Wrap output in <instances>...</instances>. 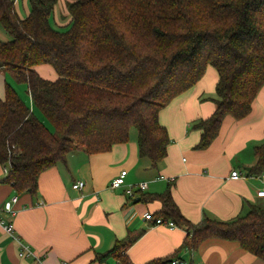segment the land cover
I'll use <instances>...</instances> for the list:
<instances>
[{
    "label": "trees",
    "instance_id": "1",
    "mask_svg": "<svg viewBox=\"0 0 264 264\" xmlns=\"http://www.w3.org/2000/svg\"><path fill=\"white\" fill-rule=\"evenodd\" d=\"M57 2L28 0L22 18L12 0H0V26L11 37L0 41V68L25 85L34 106L5 84L0 164L7 167L3 181L17 194H34L40 174L64 163L69 152L103 153L128 142L131 128L137 130L139 157L156 167L170 142L160 110L197 83L208 66L218 77L215 106L208 118L192 124L200 131L196 150L211 145L224 117H245L264 85V0H70L64 30L50 24ZM42 64L53 68L55 80L36 72ZM254 155L252 170L261 172L264 142ZM173 184L140 199L160 203L153 217L184 229L185 246L195 250L206 239L220 238L264 258V209L251 205L231 220L204 217L193 224L174 203ZM141 234L129 232L95 260L132 264L126 250ZM174 257L144 264H170Z\"/></svg>",
    "mask_w": 264,
    "mask_h": 264
},
{
    "label": "crops",
    "instance_id": "2",
    "mask_svg": "<svg viewBox=\"0 0 264 264\" xmlns=\"http://www.w3.org/2000/svg\"><path fill=\"white\" fill-rule=\"evenodd\" d=\"M25 11L27 15L29 11ZM51 20L57 27L67 25L70 17L66 6L62 4L59 16L54 13L50 17L52 25ZM5 36L0 30V37ZM34 68L44 79L57 78L50 65ZM217 78L215 69L208 66L197 83L160 110L159 123L166 128L170 142L166 156L156 167L139 157L137 142L129 139L113 145L108 152H69L64 163L40 174L34 194H17L3 181L6 174L0 164V208L17 196L10 217L14 237L0 228V264H118L112 258L100 263L95 256L136 231L142 234L126 250L132 264L171 255H175L174 264H264V258L246 252L237 242L220 238L206 239L192 250L184 245L187 233L181 227L154 225L143 219L144 213L160 210V203L141 201V193H161L169 182L174 183V203L193 224L204 217L231 220L247 213L251 205L264 209V197L257 196L264 187V168L261 172L252 170L254 149L264 142V85L245 117H224L211 145L204 150L194 148L200 131L191 127L213 113ZM6 83L34 109L27 90L25 96L22 94L23 84L14 82L0 68V99L4 98ZM123 169L127 171L125 184L112 188V179ZM232 171L239 177L231 178ZM78 181L84 183L83 188L73 189ZM142 182L147 184L144 192L135 187L133 198L126 195L128 185ZM21 244L33 257H19Z\"/></svg>",
    "mask_w": 264,
    "mask_h": 264
},
{
    "label": "built area",
    "instance_id": "3",
    "mask_svg": "<svg viewBox=\"0 0 264 264\" xmlns=\"http://www.w3.org/2000/svg\"><path fill=\"white\" fill-rule=\"evenodd\" d=\"M14 3L17 2V0H12ZM4 174H7V167H4ZM127 171L121 170L119 173L112 179L111 181V187L112 188H119L122 187L125 184V177H126ZM239 177V173L237 171H232L231 178L236 179ZM163 178V177H161ZM261 180L264 183V174L261 175ZM84 186V183L82 181H78L75 184L72 185L73 189L80 190ZM136 187L137 191L144 192L147 189V184L142 182L137 184L136 186L128 185L125 189V193L128 197L133 198L135 196L134 188ZM257 196L264 197V187L261 188L257 192ZM17 196L11 197L8 201H6L2 208H0V228L9 236L14 237V228L12 221L10 220V217L14 214V210L12 208L13 204L16 202ZM2 214H4L6 217H3ZM143 219L146 222L153 223L154 225H166L170 228L175 227L176 225L173 224L171 221H163L161 217L154 218L153 214L151 212H146L143 214ZM19 257H33L32 252L29 250V248L25 245L21 244V250L18 252ZM176 260H172L171 263H176ZM119 264V263H118ZM200 264V263H197Z\"/></svg>",
    "mask_w": 264,
    "mask_h": 264
},
{
    "label": "rangeland",
    "instance_id": "4",
    "mask_svg": "<svg viewBox=\"0 0 264 264\" xmlns=\"http://www.w3.org/2000/svg\"><path fill=\"white\" fill-rule=\"evenodd\" d=\"M69 1L70 0H58L57 4L54 7L52 15L55 13L56 16H59V14L61 12L62 4L66 6V3L69 2ZM15 6L18 8L19 14L22 15L23 17H25V15H26V11L25 10L29 11V3L27 2V0H17V2L15 3ZM52 15H51V19H52ZM51 23H52V25H54L52 20H51ZM67 25H64L63 27H61V26L57 27L56 25H54L55 26L54 28L64 30V29L67 28ZM0 30L3 31V33H5V35H6L5 37H0L1 38L0 41H4V42L10 41L11 37L2 29L1 26H0ZM47 67H49V66H47ZM22 89H23V91H22L23 93L22 94H23V96H25V94H26L25 93V91H26L25 89L26 88H25L24 85H22ZM213 97H216L215 94H213ZM35 114L37 115V117L39 119L43 120L45 122V124L51 129V126L49 125V123L46 121V119L43 117V115L40 112L35 110ZM136 139H137V130L135 128H131L130 129V141H136Z\"/></svg>",
    "mask_w": 264,
    "mask_h": 264
},
{
    "label": "water",
    "instance_id": "5",
    "mask_svg": "<svg viewBox=\"0 0 264 264\" xmlns=\"http://www.w3.org/2000/svg\"><path fill=\"white\" fill-rule=\"evenodd\" d=\"M136 200H139V198H137Z\"/></svg>",
    "mask_w": 264,
    "mask_h": 264
}]
</instances>
